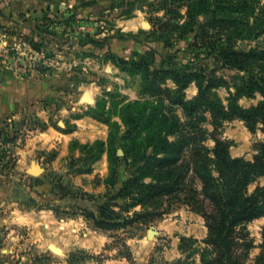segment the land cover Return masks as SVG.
Masks as SVG:
<instances>
[{
	"label": "rangeland",
	"instance_id": "374dc122",
	"mask_svg": "<svg viewBox=\"0 0 264 264\" xmlns=\"http://www.w3.org/2000/svg\"><path fill=\"white\" fill-rule=\"evenodd\" d=\"M248 1L256 6L251 14L209 12L191 24L183 0H0V101L15 106L0 126V264L201 263L206 220L181 199L162 217L127 228H99L92 216L107 202L126 214L119 191L154 151L159 133L179 140L194 126L208 149L218 138L232 157L252 161L264 142L262 125L252 131L240 118L214 122L205 106L188 113L168 94L192 101L195 82L179 89L171 78L124 70L117 60L138 59L142 49L151 71L171 58L176 68L222 76L228 84L210 95L228 106L234 82L249 74L224 65L217 49L264 47V0ZM216 16L237 23L202 27ZM87 91L93 102L82 100ZM236 100L246 108L263 96ZM258 185L264 176L249 192ZM263 226L260 217L236 229L237 253L247 263L261 252Z\"/></svg>",
	"mask_w": 264,
	"mask_h": 264
},
{
	"label": "trees",
	"instance_id": "16d2710c",
	"mask_svg": "<svg viewBox=\"0 0 264 264\" xmlns=\"http://www.w3.org/2000/svg\"><path fill=\"white\" fill-rule=\"evenodd\" d=\"M183 1L186 2L191 24H195L201 14L209 12L233 16L235 12L251 14L256 10L255 4L248 0ZM259 8L264 11V3ZM213 21L224 24L227 29L237 23L227 16H216L202 27L206 28ZM197 39L199 36H196L198 43ZM217 51L224 65L249 74L240 78L239 83L234 82L236 91L232 93L235 97L228 106L216 103L210 95L212 87L228 84L222 76H203L204 73L176 68L171 58H164L162 67L151 71L146 53L132 60L120 57L117 63L124 70L131 67L129 70L135 72L149 71L155 78H171L179 89L195 82L199 92L192 101L168 94L171 103L181 105L188 113L205 106L211 111L214 122L240 118L252 131L262 125L264 132V47L237 50L228 45L221 46ZM166 63L168 66H165ZM164 91L171 92V89L164 88ZM257 92L262 94L263 100L251 107L245 108L236 100L243 95L252 97ZM162 118L163 121L169 119L166 114H162ZM177 127L180 128V125L177 124ZM215 141V147L208 149L202 143L200 131L194 126L188 128L179 140H170L159 133L154 151L140 159L143 164L119 191L118 196L128 200L124 210L126 214H120L111 202L104 203L98 207L100 215L92 216L95 225L102 229H116L127 228L136 222L148 223L166 214L177 198L200 212L206 220L208 235L203 240L206 247L201 250L199 264H264V226L261 252L254 263H247L237 253L240 242L236 230L244 222L264 217V185H258L253 192H249V185L264 176V142L260 152L250 161L232 157L227 142L218 138ZM147 177L151 180L147 181ZM136 206L140 209L131 214V208ZM184 240V245H187L190 238Z\"/></svg>",
	"mask_w": 264,
	"mask_h": 264
},
{
	"label": "water",
	"instance_id": "95a60500",
	"mask_svg": "<svg viewBox=\"0 0 264 264\" xmlns=\"http://www.w3.org/2000/svg\"><path fill=\"white\" fill-rule=\"evenodd\" d=\"M142 25H143V27H145V28H150V27L152 26L151 23H150L149 21H143ZM1 76H2V74H1V72H0V77H1ZM88 96H89L88 93L85 92L84 95H83V97H82V100H87V101H89V102H93V101H91V99L88 98ZM93 100H94V99H93ZM30 172H31L32 174H34V175H38V174H40L41 169H40V167H38V166H32ZM52 250H53V249H52ZM53 251H54V250H53Z\"/></svg>",
	"mask_w": 264,
	"mask_h": 264
},
{
	"label": "crops",
	"instance_id": "0c3cea01",
	"mask_svg": "<svg viewBox=\"0 0 264 264\" xmlns=\"http://www.w3.org/2000/svg\"><path fill=\"white\" fill-rule=\"evenodd\" d=\"M145 46V49H147L148 48V46H146V45H144ZM141 53L143 52H145V51H143L142 49L141 50H139ZM10 104H12V103H10ZM15 107V106H14ZM14 107H11V106H8V107H5L4 105L2 106V102L0 101V126H1V124L3 123V119H2V117L5 115V113H7L8 111H12L13 109H14Z\"/></svg>",
	"mask_w": 264,
	"mask_h": 264
},
{
	"label": "bare ground",
	"instance_id": "6f19581e",
	"mask_svg": "<svg viewBox=\"0 0 264 264\" xmlns=\"http://www.w3.org/2000/svg\"><path fill=\"white\" fill-rule=\"evenodd\" d=\"M88 93V98L91 99V101H93V96L92 93L90 91H87ZM50 247L51 249H53L55 252L59 253V254H64V249L61 245H59L57 242H51L50 243Z\"/></svg>",
	"mask_w": 264,
	"mask_h": 264
}]
</instances>
